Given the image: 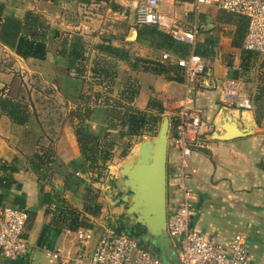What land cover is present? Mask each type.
Here are the masks:
<instances>
[{
  "label": "crops",
  "instance_id": "1",
  "mask_svg": "<svg viewBox=\"0 0 264 264\" xmlns=\"http://www.w3.org/2000/svg\"><path fill=\"white\" fill-rule=\"evenodd\" d=\"M193 1L158 0V8L176 20L181 28L197 30L194 48L204 58V73L194 82L188 83L184 70L182 80H173L136 69L133 77H136L134 84H137L138 94H135L133 102L136 108L147 110L149 99L157 97L166 106L164 115L170 119L167 155L170 211L180 198L177 183L181 151L174 143L179 101L185 97L189 87L193 89L191 106L210 123V127L197 138L192 153L187 157L192 170L188 183L198 196L192 226L222 241L243 233L250 257L264 261V68L259 58L247 59L249 67L243 66V44L248 29L245 16L214 6L202 5L196 9ZM140 2L0 0L3 6L0 24V94H7L20 78L24 89L31 87L32 82L43 86L55 84L58 98L66 104V110L63 111L57 107L49 110L46 104L36 103V110L32 106L30 118L23 125L14 123L0 110V158L9 163L18 160L20 165L19 171L14 173V183L0 180V205L23 207L30 215L25 233L30 244L29 250L19 262L50 264L48 250L69 244L66 229L49 234V244L39 242L44 226L51 221L50 210L56 207L50 199L51 186L53 184L62 191L64 177H53L42 189L37 173L30 167L33 154L41 152L39 148L50 145L56 155L53 156L60 163L68 165L70 172L80 174L81 169L76 166L84 164L76 136L77 121L72 119L70 113L82 105L81 93L86 77L82 76L83 73L78 74L82 63L80 59L61 53L72 51L74 40L81 38V50L87 57L102 54L112 62L122 63L130 69L133 57L128 65L126 60L116 59L97 50L96 44L111 40L114 46L129 49L131 55L134 53V56L158 60L165 49L153 46L150 39H139L136 9ZM28 12L38 14L47 27L45 58L25 57L18 53V42ZM94 20L101 23L94 37L98 41L95 44L89 40ZM161 29L169 33L167 29ZM241 32L245 36L240 38ZM185 43L189 45L190 53L192 46ZM88 66L91 63L87 58L85 68ZM48 69L54 73L52 76L42 72ZM230 78L245 83L253 100L252 109L224 104L223 81ZM17 97L26 100L22 95L17 94ZM26 98L30 99V95H26ZM48 140L50 144L46 145ZM125 160V157L114 155L109 162L108 174L115 168L119 170ZM86 173L85 170L80 175L87 177L89 174ZM71 194L66 192V197ZM41 251L45 252L47 263Z\"/></svg>",
  "mask_w": 264,
  "mask_h": 264
},
{
  "label": "built area",
  "instance_id": "2",
  "mask_svg": "<svg viewBox=\"0 0 264 264\" xmlns=\"http://www.w3.org/2000/svg\"><path fill=\"white\" fill-rule=\"evenodd\" d=\"M193 3L196 9L207 5L245 16L248 29L243 47L264 55V0H194ZM136 24L165 28L176 40L190 43L192 51L187 56L165 50L158 59L181 66L188 83L204 73V58L194 48L197 30L181 28L176 20L159 10L158 0H141L136 9ZM222 87L224 104L252 109L253 100L243 81L226 79ZM192 94L193 89L189 87L185 97L179 101L175 125L174 143L181 151L177 183L180 198L168 210L166 231L171 247L179 255V264H264V261L250 257L243 233L222 241L192 226L198 196L188 183L192 170L187 157L192 153L197 138L210 127V123L191 106ZM29 216L26 208L0 205V264L3 260H16L28 252L30 244L25 233ZM65 232L69 244L48 250L50 264H168L161 254L145 248L139 239L124 231L118 232L110 225L66 229Z\"/></svg>",
  "mask_w": 264,
  "mask_h": 264
},
{
  "label": "trees",
  "instance_id": "3",
  "mask_svg": "<svg viewBox=\"0 0 264 264\" xmlns=\"http://www.w3.org/2000/svg\"><path fill=\"white\" fill-rule=\"evenodd\" d=\"M179 1H193V0H179ZM3 6L0 4V24L2 23ZM42 27L47 29L44 20L34 12H28L25 17V22L22 27V34L18 42V53L22 56H33L38 58H45L47 53L46 41L47 31H42ZM245 34L241 32L239 37H244ZM139 39H150L152 45L157 48L170 50L180 56H185L189 53V45L185 42L176 40L170 33L162 30L156 25H142L139 26ZM100 42L96 44L97 50L100 53L109 55L119 60H126L131 62L133 57L129 49L119 48L114 46L110 41ZM238 44V42H236ZM82 40L77 38L72 43V51L66 53L62 52V55H67L80 59L78 71H83L87 63V56L85 52L81 50ZM199 54V50H196ZM259 53L244 49L243 66L249 67L247 59H258ZM107 57V56H106ZM132 65L134 69H142L150 71L158 75L166 76L173 80H182L183 68L176 63L170 61L162 62L160 60H152L149 58L134 57ZM249 69V68H246ZM85 87V86H84ZM132 84L123 92L125 96L134 100L135 94H138V89H132ZM263 88V87H262ZM85 90V89H84ZM83 90V91H84ZM135 90V91H134ZM1 93V92H0ZM11 88L7 94H0V110L6 113L14 123L26 124L30 118V110L27 103L20 98H15ZM126 96V97H127ZM88 97V93H81L82 100ZM127 98V99H128ZM163 100L157 97H151L147 104V110H140L127 106L128 119L126 130H120V136H133L141 135L147 131H151L163 120V114L165 112ZM84 113V114H83ZM91 112H82L80 109H74L71 111V116L77 118L76 123V136L81 150L82 157L86 163L87 168L97 174L96 179L102 176H107L109 171V162L114 156L113 144L114 142L107 141V139L101 138L89 129L90 124L86 120L90 117ZM53 150L47 149L45 152L37 151L30 159V167L37 173L38 179L41 183L42 189L50 181L51 175L54 173L52 170L55 166H63L55 155ZM54 155V156H53ZM62 164V165H61ZM61 165V166H60ZM20 165L18 160L11 163L3 161L0 158V180L7 183H14V173L18 172ZM93 175V173H92ZM73 172H63L64 188L62 191L58 190L53 184L51 186V201L56 204V207L50 210L52 215L51 221L47 223L40 237V243L49 244V234L60 232L61 230L71 229L77 230L81 227H93L95 221L93 218H97L103 211V202L99 200L98 193H94L91 186L85 191L84 205L81 208H77L70 203V200L66 197V192L77 193L80 187L83 185L82 181L77 180ZM140 226V225H139ZM118 232L124 231L131 236L139 239L140 234L147 233V230L136 232L134 228L128 227L126 224H120L119 226H113ZM140 243L147 249L153 250L150 245L144 243L142 240ZM156 251V249L154 250ZM157 252V251H156ZM21 258V257H20ZM12 261L11 264L19 263V259ZM16 262V263H15Z\"/></svg>",
  "mask_w": 264,
  "mask_h": 264
},
{
  "label": "rangeland",
  "instance_id": "4",
  "mask_svg": "<svg viewBox=\"0 0 264 264\" xmlns=\"http://www.w3.org/2000/svg\"><path fill=\"white\" fill-rule=\"evenodd\" d=\"M101 27V23L94 20L91 23V32H89L90 39L93 40L92 42L95 44L98 41L94 39L95 35H97V30ZM45 28L42 27V31ZM134 61L136 55L132 53ZM88 61H90L91 66L85 68L83 71H78V74H82V76L86 81L84 87V93H88V97L85 100L81 98V104L78 109L82 110V112H87L89 110L91 112L90 117L88 120V124H90L89 129L93 131L95 134L99 135L101 141L107 139V141L114 142L113 144V151L114 155H118L119 157H126L132 156L134 152L138 149V145L145 139H151L158 135L162 122L156 124V127L151 130L147 131L141 135H133V136H120V130H126L128 127L127 119H128V108L127 106H132L136 108L134 105L133 100L129 99L127 94L123 92L125 89L132 84V89L137 90V84H134L136 80L133 77L135 74L136 69L133 68L131 62H127L131 64L129 65L130 69L126 68L124 64L114 63L102 54H95V55H88ZM260 64L264 68V55L259 56ZM135 70V71H134ZM264 71V69H263ZM43 73H46L48 76H52V70H42ZM38 77V76H36ZM34 76V78H36ZM20 78L16 80V83L12 87V91L14 95H22L25 97L26 100L24 102L27 103L28 109L33 110L32 106L36 110V103L40 105L46 104L49 110H55L56 107L65 111L66 104L63 99L58 98V89L55 87V84L49 85H35L33 82L31 83V87H28L26 84V89L22 88ZM23 81V80H22ZM36 82H39L36 80ZM50 82V81H49ZM52 82V81H51ZM50 82V83H51ZM23 89V90H22ZM45 90V91H43ZM134 90V91H135ZM26 95H30V99L27 100ZM128 98V99H127ZM45 100V101H41ZM61 101V102H59ZM62 105H58V104ZM63 107V109H62ZM103 109H101V108ZM65 108V109H64ZM84 114V113H83ZM71 116V113H70ZM69 116V117H70ZM72 117V116H71ZM168 117L167 115L163 114V119ZM72 119L76 122L75 118ZM59 120V118H58ZM163 121V120H162ZM54 125V124H52ZM76 128V126H75ZM56 135V134H54ZM53 135V136H54ZM52 139V136L50 137ZM46 145H49V140L45 142ZM51 146V145H50ZM50 146H46L44 148H39L41 152H45L47 149L51 150ZM37 149V150H39ZM80 149V147H79ZM81 151V150H80ZM54 152V151H53ZM54 154V153H53ZM84 160V159H83ZM112 160V159H111ZM60 161V160H59ZM62 165V164H61ZM60 165V166H61ZM75 166V165H74ZM80 170V174L86 170L87 177L74 173L75 178L77 180L82 181L83 185L80 187V190L77 193H72L69 197L70 203L76 206L77 208H81L84 205V196L85 190L88 189L87 186H91L94 193H98L99 200L103 202V211L100 216L93 218L94 221L97 222L96 225L104 226L110 225L119 226L120 224H126L128 227L134 228L136 232L143 231L142 225L136 221V214L128 213L126 208L128 206L127 202L122 201L120 199L124 192L121 190L122 183L118 180V170L115 168L111 173L107 176H102L96 179L97 174L91 172L86 163L82 166L77 165ZM56 169V170H54ZM69 167L68 165H63L61 168L59 166H55L52 170L54 172L51 175L50 181L52 178H58L60 175L63 176V172H67ZM56 172V173H55ZM93 173V175H92ZM85 174V173H84ZM49 183V182H48ZM84 183L87 185L84 186ZM50 188V186L48 185ZM120 199V200H119ZM119 200V201H117ZM140 225V226H139ZM141 230H140V229ZM139 240L143 241L144 243H148L150 247L157 251L160 254L158 247L154 246L152 239L149 238L147 233L140 234ZM41 256L44 262L47 263L45 258V252L41 251ZM15 261V260H13ZM12 261L3 260L2 264H11ZM16 263V262H15ZM16 264H32L30 261L22 262ZM168 264H174L173 262H168ZM179 264V263H178Z\"/></svg>",
  "mask_w": 264,
  "mask_h": 264
},
{
  "label": "water",
  "instance_id": "5",
  "mask_svg": "<svg viewBox=\"0 0 264 264\" xmlns=\"http://www.w3.org/2000/svg\"><path fill=\"white\" fill-rule=\"evenodd\" d=\"M169 129L170 119L165 117L158 135L143 140L134 154L122 163L118 170V180L121 181V190L124 192L120 199L128 203L126 211L137 215L136 221L142 225V229L147 230L161 256L167 262L178 264L179 255L171 247L166 231Z\"/></svg>",
  "mask_w": 264,
  "mask_h": 264
},
{
  "label": "flooded vegetation",
  "instance_id": "6",
  "mask_svg": "<svg viewBox=\"0 0 264 264\" xmlns=\"http://www.w3.org/2000/svg\"><path fill=\"white\" fill-rule=\"evenodd\" d=\"M140 229V228H139ZM141 230V229H140Z\"/></svg>",
  "mask_w": 264,
  "mask_h": 264
}]
</instances>
